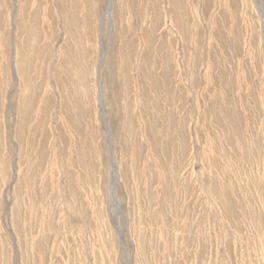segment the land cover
<instances>
[{"label":"rangeland","instance_id":"rangeland-1","mask_svg":"<svg viewBox=\"0 0 264 264\" xmlns=\"http://www.w3.org/2000/svg\"><path fill=\"white\" fill-rule=\"evenodd\" d=\"M108 3L0 0V264H264V0Z\"/></svg>","mask_w":264,"mask_h":264},{"label":"bare ground","instance_id":"bare-ground-1","mask_svg":"<svg viewBox=\"0 0 264 264\" xmlns=\"http://www.w3.org/2000/svg\"><path fill=\"white\" fill-rule=\"evenodd\" d=\"M113 1L114 0H109V3H108V7H107V10H106V13H105V16L104 18H108L107 20L110 19V15H111V12H112V5H113ZM262 9L264 10V6L262 5ZM110 22V21H109ZM108 23V22H107ZM104 24V23H103ZM110 25V24H109ZM99 71H100V66L96 67V84H97V87H99V95H100V100H101V84H100V81H99ZM99 95L97 96V100H99ZM99 102V101H98Z\"/></svg>","mask_w":264,"mask_h":264}]
</instances>
